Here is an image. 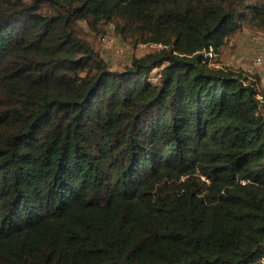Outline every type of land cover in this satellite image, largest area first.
Segmentation results:
<instances>
[{
	"label": "trees",
	"instance_id": "1",
	"mask_svg": "<svg viewBox=\"0 0 264 264\" xmlns=\"http://www.w3.org/2000/svg\"><path fill=\"white\" fill-rule=\"evenodd\" d=\"M104 26L162 47L113 69ZM244 26L264 0H0V264H264V83L204 56Z\"/></svg>",
	"mask_w": 264,
	"mask_h": 264
},
{
	"label": "rangeland",
	"instance_id": "2",
	"mask_svg": "<svg viewBox=\"0 0 264 264\" xmlns=\"http://www.w3.org/2000/svg\"><path fill=\"white\" fill-rule=\"evenodd\" d=\"M104 33L89 31L87 38L111 68L122 69L131 57H139L162 46L154 43L137 44L121 39L115 34L111 26L103 27ZM260 35L264 39V32L256 31L244 26L240 31L229 37L224 46L208 58L211 67L241 71L247 82H257L260 89L264 83V43L254 41L253 37ZM260 55L262 62L256 65L255 57ZM260 99V97H258Z\"/></svg>",
	"mask_w": 264,
	"mask_h": 264
},
{
	"label": "built area",
	"instance_id": "3",
	"mask_svg": "<svg viewBox=\"0 0 264 264\" xmlns=\"http://www.w3.org/2000/svg\"><path fill=\"white\" fill-rule=\"evenodd\" d=\"M253 40H254V41H260V42H263V43H264V39H263V37L260 36V35H256V36H254V37H253ZM212 55H213V51H212L211 48H209L207 51L204 52V56H205V58H206L207 60H208V58H210ZM261 62H262L261 56H260V55L256 56V57H255V62H254V63H255L256 65H259V64H261ZM203 180H204V181H207L205 178H203Z\"/></svg>",
	"mask_w": 264,
	"mask_h": 264
}]
</instances>
